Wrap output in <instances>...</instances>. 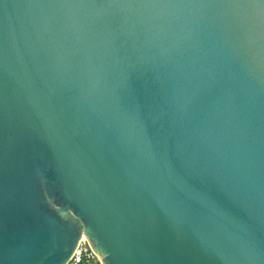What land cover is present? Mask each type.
<instances>
[{
	"label": "water",
	"instance_id": "obj_1",
	"mask_svg": "<svg viewBox=\"0 0 264 264\" xmlns=\"http://www.w3.org/2000/svg\"><path fill=\"white\" fill-rule=\"evenodd\" d=\"M264 264L258 0H0V264Z\"/></svg>",
	"mask_w": 264,
	"mask_h": 264
},
{
	"label": "built area",
	"instance_id": "obj_2",
	"mask_svg": "<svg viewBox=\"0 0 264 264\" xmlns=\"http://www.w3.org/2000/svg\"><path fill=\"white\" fill-rule=\"evenodd\" d=\"M66 264H102V262L90 246L86 235L82 234L73 255Z\"/></svg>",
	"mask_w": 264,
	"mask_h": 264
},
{
	"label": "snow or ice",
	"instance_id": "obj_3",
	"mask_svg": "<svg viewBox=\"0 0 264 264\" xmlns=\"http://www.w3.org/2000/svg\"><path fill=\"white\" fill-rule=\"evenodd\" d=\"M148 3H154V4H170L175 2H182V0H147ZM258 3L261 6H264V0H258Z\"/></svg>",
	"mask_w": 264,
	"mask_h": 264
}]
</instances>
